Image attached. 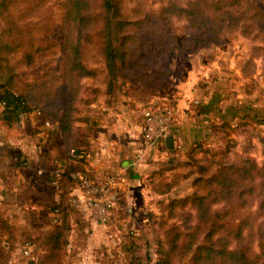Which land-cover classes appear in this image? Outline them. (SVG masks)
<instances>
[{"label":"trees","instance_id":"1","mask_svg":"<svg viewBox=\"0 0 264 264\" xmlns=\"http://www.w3.org/2000/svg\"><path fill=\"white\" fill-rule=\"evenodd\" d=\"M22 1L26 9H30L29 5L33 9H42L54 1L52 5H59L63 13L61 64L58 70L46 71L34 78L28 71L36 66L40 54L48 49V45H56L54 41L45 43L37 35L34 25L36 22L40 25L41 20H35V23L31 21L34 17L45 19L44 11H8L15 5V0H0V103H4L1 119L10 127L19 113H28L33 109H39L51 117L58 125L60 143L51 154L52 148L45 151L48 144L45 142L41 154L48 164L64 168L60 199L57 202L52 200L51 208L52 216L54 209H59V221L53 222L49 231L38 236L23 229L22 240L29 241L32 249L38 247L44 250L35 264H61L59 256L66 249L70 229L69 214L64 213L70 209L66 204V195L73 185L70 173L82 169L81 165L67 162L69 151L81 142H88L94 134L98 123L92 115L91 106L97 103L98 97L105 93L109 101V97L117 91L116 81L122 77L132 57L129 48L133 36L128 32L138 21L133 23L120 17L121 0ZM245 1L250 4L259 2ZM192 3L184 7L170 3L165 11L181 14L193 26L191 49L193 53H200L215 46V36L224 26L233 24L229 21L232 14L225 12L218 20L210 12L212 2L206 5H199L200 0ZM263 17V11L251 14L247 19L250 23H243L246 24L242 26L243 34L253 41L264 43L261 36L263 29L259 26ZM96 24L99 40L95 41L105 65L102 72L106 77L104 91L97 87L87 89L82 84L83 78L99 74L84 59L85 47L93 43L88 30ZM234 26L237 25L234 23ZM262 50L261 46H254L252 55L242 61L240 73L243 78H252L256 71L253 59L260 57ZM245 119L242 118L240 122ZM227 123L223 121L222 124ZM216 126L212 127L215 129ZM75 149L83 153L82 148ZM208 153L206 159L198 160L203 162L198 163L199 171L192 183L194 191L172 199L164 207L167 212L164 220L177 218L183 232L174 225L165 230L167 247L160 250L155 264H173L174 254L180 258L190 255L186 264H264V259L259 257L261 255L244 245L246 239L253 237L260 240L264 237V163L258 167L255 160L246 154L231 159L227 153ZM250 201L258 202L262 221L249 217L246 209ZM17 229L20 230L9 222L8 217L0 214V232L6 233L10 242L15 240L13 234ZM182 238L185 239L183 243L180 242Z\"/></svg>","mask_w":264,"mask_h":264},{"label":"rangeland","instance_id":"2","mask_svg":"<svg viewBox=\"0 0 264 264\" xmlns=\"http://www.w3.org/2000/svg\"><path fill=\"white\" fill-rule=\"evenodd\" d=\"M21 1L15 0V5L8 11H44L43 15L47 20L34 17L31 21L35 23V20H41L40 25H37V22L34 25L37 35L45 40V43L54 41L56 44L52 47L47 44L48 49L40 54L39 62L28 71L29 75L38 78L46 71L58 70L61 64V45L64 35L61 29L62 8L59 5H52L54 2L52 1L42 9H33L32 5H29L30 9H26ZM196 1L199 0H121L120 17L133 23L138 21L128 32L133 36L129 48L132 57L128 60L122 77L116 81L117 91L114 95L107 101L108 97L102 93L97 103L100 99H104L106 103L125 99L126 104L131 103L128 98L136 97L142 101L153 99L154 104L144 103L145 107L155 106L159 102V105L166 103L175 108L178 99L183 98L182 95L178 96L180 90L185 91L186 88L193 86L190 74L193 75L194 70L196 72L201 70L202 79L197 81L206 86L211 84L219 93L220 96L216 98L218 101L216 106L219 110L223 109V105L228 104L226 102L230 100V96L236 97L238 93H247L248 103H243L242 107L245 121L238 120L237 112L232 116V123L224 125L220 121L215 124L216 128H211L208 138L203 143L190 144L157 160L154 170L147 172L143 177L141 189L135 192L134 209L132 203L128 206H118V210H113L109 216L104 217L105 222L106 219L108 220L107 223H99L90 215L72 208L69 212H64L67 216L69 214L70 229L66 249L59 256L61 264H81L78 255L83 252L91 256L94 264H155L160 250L167 247L165 230L174 225L177 230L183 232L181 222L177 218L164 220L167 214L164 207L172 199L184 197L194 191L192 183L199 171L198 163L203 162L198 160L206 159L208 152L209 155L227 153L231 159L246 154L255 160L258 167L263 165L264 43L245 36L242 26H246L243 23H250L247 19L255 11L264 12V0L252 4L245 0H200L199 5L213 3L210 12L218 20L225 12L232 14L229 21L231 20L233 24L229 27L224 26L215 36L216 43L212 49L206 48L200 53H193L190 38L193 26L188 24L181 14L178 15L174 11L167 12L165 8L170 3L184 7ZM225 3L230 5L225 6ZM234 23L237 26H234ZM259 23L263 29L261 36L264 41V17ZM97 30V24L93 29L88 30L93 43L85 47L84 59L88 66L96 69L99 74L95 77L83 78L82 84L87 89L97 87L104 91L106 77L102 72L105 71V65L98 54L99 45L95 41L99 40ZM256 45L263 49L262 55L253 59L256 71L252 78H243L240 73L241 63L252 55V48ZM188 81L191 82L189 86ZM189 99L186 98L187 104L196 98L194 96L192 100ZM48 119L53 120L51 117ZM48 129L49 131L39 129L36 135L51 137L54 128L51 126ZM74 148L80 147L76 145ZM159 150L165 151L163 147ZM16 159L17 156H14L13 162L18 164ZM205 163L207 164L206 161ZM15 173L14 168L16 177L13 184L19 185L20 174ZM29 178L32 179L33 175ZM36 184L43 196L39 198L30 196V199L36 200L37 205L35 208L25 209L19 216L25 222V229L38 236L52 228L53 193L44 181L37 179ZM13 199L19 200L15 197ZM127 207L131 209V213L127 212ZM246 210L249 217L262 221L257 201H250V206ZM234 216L238 217V214L234 213ZM113 238L115 239L112 240ZM184 241L185 239L182 238L180 242ZM244 245L264 259V252L261 253V249L264 250V237L260 240L253 237L246 239ZM35 248L32 249L31 258L17 254L14 257H7L3 264H9L10 260L12 264H35L38 256L44 253V250ZM172 260L173 264H186L190 260V255L180 258L174 254Z\"/></svg>","mask_w":264,"mask_h":264},{"label":"crops","instance_id":"3","mask_svg":"<svg viewBox=\"0 0 264 264\" xmlns=\"http://www.w3.org/2000/svg\"><path fill=\"white\" fill-rule=\"evenodd\" d=\"M200 72L203 71L194 70L193 75L191 73L189 76L192 78L193 86L186 88L185 91L180 90L178 93V96L182 95L183 98L178 99V105L175 106L174 147L172 149L166 148L164 142L143 147L142 112L148 108L144 106V103L153 105V99L142 101L136 97L128 98L131 103L126 104L125 99L124 101L112 100L108 103L100 99L99 103L92 105V113L98 124L88 142L78 144L83 150L81 167L94 175L122 173L127 178L121 188L119 206H128L132 203L131 206L134 209L135 192L141 189L143 177L147 172L154 170L157 160L190 144L203 143L208 138L213 125L220 121L232 123V116L237 112L238 120L243 118V103H248L249 100L247 93H236V97L230 96V100L226 102L229 105L222 104L223 109L219 110L216 106L218 102L216 98L220 95L211 84L206 86L197 81L202 79ZM223 83L225 84V81ZM189 84L191 82L188 81V86ZM194 96L196 99L187 104L186 98L192 100ZM158 103L156 104L159 105ZM1 111L0 106V113ZM48 118L50 117L45 113L41 116L30 113L21 125L14 123L13 126L8 127L3 123L0 114V161L2 163L0 167V214L8 217L12 225L20 228L13 234L15 240L12 239L11 242L6 233L0 232V264H3L7 257L20 254L23 242L21 232L25 229V222L19 215L25 209L35 208L37 205L36 200L30 199V196H38L36 198L43 196L36 184L37 179L44 181L54 194L48 179L55 166L48 164L41 153L45 149V142H48L45 151L52 148L51 154H53V149L59 145L60 140L57 123ZM46 120H49L54 128L50 140L48 135L39 137L36 135L39 129L49 131L48 128L43 127ZM160 147H163L165 151L160 152ZM138 151L141 152L140 158L136 157ZM14 156L23 157L27 161V166L22 168L14 163ZM14 168L15 174H20L19 185L13 184L14 177H16ZM31 175H33L32 179L29 178ZM13 197L19 200L14 201ZM97 222L105 224L108 220ZM9 264H12V260Z\"/></svg>","mask_w":264,"mask_h":264},{"label":"built area","instance_id":"4","mask_svg":"<svg viewBox=\"0 0 264 264\" xmlns=\"http://www.w3.org/2000/svg\"><path fill=\"white\" fill-rule=\"evenodd\" d=\"M197 102V101H196ZM4 103L0 106L3 108ZM41 116L42 111L33 109L28 113H19L16 125H21L28 114ZM176 110L174 107L163 104L150 106L142 112V137L143 146L150 147L157 143H163L167 135H173V126L175 124ZM44 128H50L51 122L46 120L43 123ZM137 158L141 157V152L136 154ZM83 153H78L75 148L70 149L67 162L81 165ZM16 162L21 167H25L27 161L18 156ZM2 163L0 161V167ZM64 168L61 165H56L50 173L49 184L54 190L53 201H59L61 193V181L63 178ZM70 178L73 180V185L69 188V193L66 195V204L69 208L80 211L81 213L90 215L96 221L105 222L106 216L115 210L120 204L121 188L127 178L122 173H111L104 175H94L85 171L83 168L70 173ZM59 209L53 211V222L59 221ZM127 212L131 213V209L127 207ZM32 244L29 241H23L20 254L23 257L31 258ZM81 264H94L91 256L88 253L78 255Z\"/></svg>","mask_w":264,"mask_h":264},{"label":"water","instance_id":"5","mask_svg":"<svg viewBox=\"0 0 264 264\" xmlns=\"http://www.w3.org/2000/svg\"><path fill=\"white\" fill-rule=\"evenodd\" d=\"M164 144L168 149H172L174 147V139L172 134H169L165 137Z\"/></svg>","mask_w":264,"mask_h":264}]
</instances>
